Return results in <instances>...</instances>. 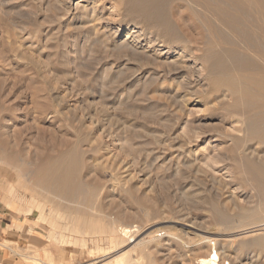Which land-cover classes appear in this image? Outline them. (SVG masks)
Listing matches in <instances>:
<instances>
[{"label": "rangeland", "instance_id": "rangeland-1", "mask_svg": "<svg viewBox=\"0 0 264 264\" xmlns=\"http://www.w3.org/2000/svg\"><path fill=\"white\" fill-rule=\"evenodd\" d=\"M79 1L0 0V150L6 152L0 179L16 185L22 179L26 188L16 186L14 197L29 200L27 187L39 191L33 171L43 147L61 149L66 140L97 139L105 156L99 170H91L96 163L91 159L82 174L87 185L98 189L97 203L72 205L71 211L63 207L68 215L60 221L62 227L72 228L78 214L98 218L94 224L112 221L146 230L127 250L159 235L157 242L133 251L139 264H198L200 256L210 253L209 246L230 264H264V230L260 244L244 247L240 237L228 244L229 235L264 229L263 177L260 172L253 176L249 165L264 167V143L253 139L254 126L245 115L254 114L256 107L238 104L228 91L212 90L205 76L197 82L191 70L177 75L179 65L161 68L157 58L128 46L126 37L139 21L116 10L117 5L121 16L109 13L112 3L93 0L89 9L100 4L98 20H92L93 8L89 14L80 12ZM107 18L110 26L102 24ZM254 212L260 219L250 221ZM38 216L35 211L30 218ZM38 226L45 241L29 252L28 264L104 262L101 256L110 246L104 234L94 241L84 235L87 245H66L48 239L51 225ZM64 228L50 234L75 237ZM203 237L218 242H201Z\"/></svg>", "mask_w": 264, "mask_h": 264}, {"label": "bare ground", "instance_id": "bare-ground-1", "mask_svg": "<svg viewBox=\"0 0 264 264\" xmlns=\"http://www.w3.org/2000/svg\"><path fill=\"white\" fill-rule=\"evenodd\" d=\"M98 1H101L102 3H105L106 1L112 3V6L110 8L107 7L108 11H110L109 13H115V8L117 5L116 10L123 11L124 14H128L127 16L130 15L132 16V18H137V20L139 21V25L135 26V28L127 35L126 43L128 46H135L137 49H142L147 56H153L157 58V60H159L160 62H158L155 58L154 59L155 61H157V63H159L157 64L159 65V67H161L160 64H174L176 66L179 65L182 70L180 69L178 72H176L177 75H180L181 72H184V69L191 70L190 72H192V75L196 77L197 82H200L205 76L208 80H210L212 90L228 91L232 94L238 104L250 103L251 105H254L257 110L254 114L246 113L245 115L248 118V121L247 119L246 121L248 122V125L254 126L252 130L253 139H256L259 143H264V0ZM92 4L93 0H81L76 4V9H79L80 12L85 11L87 14H89V11L93 8L92 7L89 9V5L92 6ZM99 4L97 5L98 7ZM98 7L93 8L94 13L89 19L98 20V18H96L98 16ZM104 10L105 7L102 11ZM119 13H117L116 16ZM118 16L121 15L119 14ZM85 17L86 16H84V18ZM112 19L115 20V18L113 17ZM107 21H109L108 18L102 24L108 26L109 24L107 23ZM111 22L112 20H110L109 23L112 24ZM134 22L137 23V21L135 20ZM90 25L88 24V27ZM85 26L87 28V25ZM144 27H146L147 29ZM120 33L121 32L119 30L117 34L115 33V36L119 35ZM96 40L97 39H95V41ZM166 66L164 69H166ZM174 70L176 71V69ZM154 73L155 72H153V74ZM158 74L159 72L157 73V75ZM151 82L153 81L151 80ZM259 125L263 127L261 128ZM256 126L260 127V129H257ZM0 146L2 145L0 144ZM50 146L43 147V149L35 155V162L37 163V165L34 169L35 171H33V180L35 182L34 185L38 186L37 188L39 191L35 192L31 188L27 187V189H30V191L32 192L31 198L29 200H24L22 197L15 198L14 196L17 195L18 189L16 186H25L21 183L22 179L17 183V185L12 183L8 186L7 193H9L10 197H14L15 199L12 198L13 201H10L9 207H11L14 212L23 214L28 217L32 216L35 211L38 212L39 216L35 222V226H38V224L41 223L51 225L52 228L50 227L51 231L49 232L48 239L53 237L59 244L72 245L79 243L80 246V243H82V246L83 243H85L87 245V240L85 237L86 234L92 235V240L99 235L104 234L107 238L105 239L108 240L107 242L110 246L107 247L108 249L107 251L105 250L106 252L104 251L103 247L102 249L99 246L100 250L102 249L101 251L105 252L103 256H101V258L103 259L101 261H104L102 262V264H139L136 263L138 262L137 260H134L133 251H135L137 247L142 246L144 243H151L153 241H156L158 237H160L159 235L143 238L139 241V243L134 245L132 249L127 250L126 247L135 242L136 237L138 238L139 236H141L143 233H145L146 230H135L136 228L132 229V227L129 226H120L117 225L116 222L112 221H108V224L105 223L107 224L106 226L102 224H94L95 219L90 220L89 216L85 214V216H79L77 214L76 220L73 218L74 216L71 215L72 218L70 219L75 220V222H73L74 224L71 225L72 228H69V225L65 226L64 228V226L62 227V225L60 224V221L65 218L64 215L67 214H64V212H62L63 207L71 211L72 205L73 207L74 205H84L85 207L90 208V205L93 204L98 189L96 187H90V184L87 185L83 180L82 174L84 169L87 167V161H90L91 159H94V161L96 162L91 166V170H99V161L105 156L103 154L104 147L102 148L97 139L87 141L80 137L76 142L66 140V143L61 149H59L58 146ZM5 155L6 152L0 150V161L2 159L3 161H6L4 160ZM249 165H251V167L249 166L251 168L250 170H252V172L254 173L253 176L256 175V173L258 176L259 174H262L263 181L262 179H260L261 177L256 178L259 179L258 181L261 180L262 182H264V170H262L264 169V167H259L261 168L260 170L256 168V163H251ZM262 185L264 184L262 183ZM34 192L36 194H34ZM132 197L133 195L131 194L130 198ZM94 202L97 203L96 200ZM75 210L79 211V209ZM256 215L252 217L249 215L250 217L248 218H250V221L251 219L253 221L260 219L259 215ZM263 215L264 214L260 216L264 218ZM101 220L100 222H102ZM86 226L89 227H87L89 229V232H85V230H88ZM260 227H250L251 229H247L248 231L245 230V232L241 231V233L229 235L230 240H228V244L230 246H233L232 244L236 242L239 237L242 240L241 245H244V247L248 243H259L261 241L260 235H262L260 233L262 230H264ZM63 228L64 230L75 234V237L69 239L65 237V235H63L61 232ZM58 229H61L59 237L55 235L52 236L50 234L52 230L58 231ZM97 234L99 235L97 236ZM214 240L218 242L217 239ZM214 240H211L210 237H203L201 242L209 243ZM209 247H212L210 253H208V255L200 256L197 259L198 264H230L227 261L224 262L222 255L216 250L217 247ZM92 255H94L93 252ZM35 260H38V258L33 259V261ZM39 261L41 262V260H38V262Z\"/></svg>", "mask_w": 264, "mask_h": 264}, {"label": "crops", "instance_id": "crops-1", "mask_svg": "<svg viewBox=\"0 0 264 264\" xmlns=\"http://www.w3.org/2000/svg\"><path fill=\"white\" fill-rule=\"evenodd\" d=\"M11 184L0 179V264H28L29 252L41 249L45 240L36 221L9 207L12 198L7 188ZM47 257L50 262L55 260L51 253Z\"/></svg>", "mask_w": 264, "mask_h": 264}]
</instances>
